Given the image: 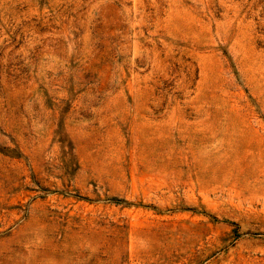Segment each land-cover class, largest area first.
<instances>
[{"label":"rangeland","instance_id":"1","mask_svg":"<svg viewBox=\"0 0 264 264\" xmlns=\"http://www.w3.org/2000/svg\"><path fill=\"white\" fill-rule=\"evenodd\" d=\"M0 264H264V0H0Z\"/></svg>","mask_w":264,"mask_h":264}]
</instances>
